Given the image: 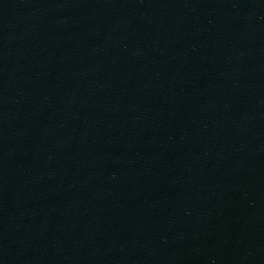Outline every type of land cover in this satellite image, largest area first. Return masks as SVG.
<instances>
[{
    "label": "water",
    "instance_id": "1",
    "mask_svg": "<svg viewBox=\"0 0 264 264\" xmlns=\"http://www.w3.org/2000/svg\"><path fill=\"white\" fill-rule=\"evenodd\" d=\"M0 264H264V0H0Z\"/></svg>",
    "mask_w": 264,
    "mask_h": 264
}]
</instances>
